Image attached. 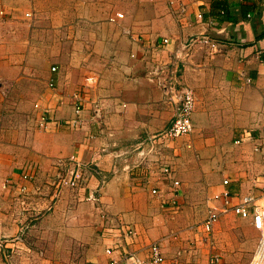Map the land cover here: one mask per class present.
Wrapping results in <instances>:
<instances>
[{
    "label": "crops",
    "instance_id": "obj_1",
    "mask_svg": "<svg viewBox=\"0 0 264 264\" xmlns=\"http://www.w3.org/2000/svg\"><path fill=\"white\" fill-rule=\"evenodd\" d=\"M200 33L225 45L185 53ZM161 82L196 98L192 129L163 149L169 175L139 146L172 120ZM70 156L99 172L56 195ZM263 186L264 0H0V264H109L151 243L162 264H236L260 232L230 209L206 232L208 206Z\"/></svg>",
    "mask_w": 264,
    "mask_h": 264
},
{
    "label": "built area",
    "instance_id": "obj_2",
    "mask_svg": "<svg viewBox=\"0 0 264 264\" xmlns=\"http://www.w3.org/2000/svg\"><path fill=\"white\" fill-rule=\"evenodd\" d=\"M180 10H182V7ZM28 14L29 13H26V15ZM117 15L118 17L121 16V14ZM194 45L203 46L210 54H215L220 52L221 47L225 44L213 38L208 33H200L193 34L186 38L181 45V49L187 53L192 47H194ZM51 69L55 70V66H52ZM161 85L163 87V95L174 107L172 120L170 121V124L161 131L146 135L142 142L139 143V146L142 147L146 145V154H155L157 156L155 161L158 164L161 174L169 175L172 170L171 166L164 159L163 149L168 147L167 142L189 133L192 129V112L196 98L190 87L182 85L179 82L174 84L172 82H161ZM96 115H100L98 109H95V116ZM42 120L44 119L42 118ZM65 123L69 127H75L76 121L68 120ZM58 165L59 167H63L61 170L66 169L64 172L57 175L56 195L63 187H68L71 190L77 191L83 189L87 184V177L93 176L99 172L95 162H81L80 160L75 159L74 156L59 160ZM27 171L28 170L23 173L22 177L24 179L32 180L35 175ZM172 182L174 186L179 184L176 179H173ZM223 183H227V180H223ZM21 190L25 191L24 187H21ZM151 193L158 195L160 194V191L156 188H152ZM22 196L25 197L26 194L24 195V193H22ZM221 196L224 197V204L220 209H217L214 206H208L207 215L203 221L204 230L206 232H210L214 222L219 218L220 213L226 212L229 209L241 217L251 215L253 225L259 230L260 236L252 253L249 264H264V205L258 201L257 196L253 195L244 196L242 200L235 205L228 203V193L226 191H224ZM260 197H264V193H262ZM86 199L94 201L97 197L93 193H90L86 196ZM115 227L121 230L122 234L125 236H131L135 233L134 229L129 226V224L122 222L121 220L117 221V225ZM23 233L24 230L21 228L19 230V235H17V239L21 240ZM111 249V247L107 248L106 252H111ZM9 257L8 252L3 253V259L5 261L9 262ZM163 262L164 256L161 253L159 245L157 243H151L148 248L147 258L143 259L136 252L124 250L121 253V258L119 260H111L109 264H162ZM217 262L218 257L212 256L208 263L216 264Z\"/></svg>",
    "mask_w": 264,
    "mask_h": 264
},
{
    "label": "rangeland",
    "instance_id": "obj_3",
    "mask_svg": "<svg viewBox=\"0 0 264 264\" xmlns=\"http://www.w3.org/2000/svg\"><path fill=\"white\" fill-rule=\"evenodd\" d=\"M35 19L37 20V25H36L37 29L34 31V34L36 35V37H42V30L41 29H43V25H42L43 14L36 15ZM52 50H54V49H52ZM258 191H260V193L264 192V186L260 187L258 189ZM258 195H255V196L258 197ZM262 202H264V201H262ZM257 237H258V235H256V233H252L251 235L246 236L245 239L243 238V241H242L243 250H241V253L238 255V259H237L236 264H249L252 253H253L254 244L257 241ZM213 243H214V239H213ZM9 256H10L9 257V263L11 264V261H12L11 253H9Z\"/></svg>",
    "mask_w": 264,
    "mask_h": 264
}]
</instances>
